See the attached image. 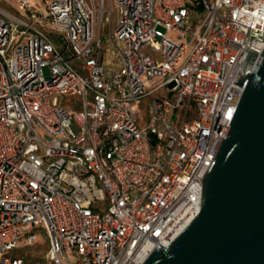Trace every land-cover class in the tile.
Segmentation results:
<instances>
[{
  "label": "built area",
  "instance_id": "2783aa9c",
  "mask_svg": "<svg viewBox=\"0 0 264 264\" xmlns=\"http://www.w3.org/2000/svg\"><path fill=\"white\" fill-rule=\"evenodd\" d=\"M18 8L30 21L0 7V264H27L37 228L50 249L35 264H144L201 211L249 79L234 82L264 50V0Z\"/></svg>",
  "mask_w": 264,
  "mask_h": 264
},
{
  "label": "water",
  "instance_id": "95a60500",
  "mask_svg": "<svg viewBox=\"0 0 264 264\" xmlns=\"http://www.w3.org/2000/svg\"><path fill=\"white\" fill-rule=\"evenodd\" d=\"M250 49L235 84L249 79L203 180L199 215L144 264H264V50Z\"/></svg>",
  "mask_w": 264,
  "mask_h": 264
},
{
  "label": "rangeland",
  "instance_id": "374dc122",
  "mask_svg": "<svg viewBox=\"0 0 264 264\" xmlns=\"http://www.w3.org/2000/svg\"><path fill=\"white\" fill-rule=\"evenodd\" d=\"M34 11L38 12H43L45 10V7L47 5L52 4L54 1L56 0H30ZM19 0H0V7L13 13L16 17L21 18V19H25L27 21H30L25 15H23L22 13L19 12ZM116 13L114 15L115 17V23H116ZM47 27V32L50 34V37H52L54 40H56L58 42V44H61V42L58 41L57 37H56V33L51 31V28ZM106 31L103 32L102 34V39L105 42V48H107L108 42V36L110 33V28L107 27L105 28ZM72 65L74 67H76L77 69H82V64L78 61H72ZM45 74L46 76H49V71L46 69L45 70ZM152 84V83H151ZM154 87H151L149 89V91H151ZM165 93V90H161L159 92L154 93L152 96H148L144 99H142L140 101L139 104V110H140V114L142 116H146L148 114L149 111V107H150V103L152 101V99L154 98H159L160 96H163ZM61 104L65 103V100L62 99ZM97 208H100L101 210L106 209L107 205L106 202H98L95 205ZM35 233L38 235V239L39 242L36 243L33 246H28L26 248H24V250H22L21 253L26 256V260H27V264H35L39 261H43L46 258V254L50 249V243H49V239L47 237L46 231L43 228H37L35 230Z\"/></svg>",
  "mask_w": 264,
  "mask_h": 264
}]
</instances>
